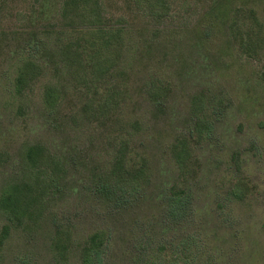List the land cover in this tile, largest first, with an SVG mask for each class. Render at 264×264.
<instances>
[{
  "label": "rangeland",
  "instance_id": "rangeland-1",
  "mask_svg": "<svg viewBox=\"0 0 264 264\" xmlns=\"http://www.w3.org/2000/svg\"><path fill=\"white\" fill-rule=\"evenodd\" d=\"M63 2L0 0V264H264V0Z\"/></svg>",
  "mask_w": 264,
  "mask_h": 264
},
{
  "label": "trees",
  "instance_id": "trees-1",
  "mask_svg": "<svg viewBox=\"0 0 264 264\" xmlns=\"http://www.w3.org/2000/svg\"><path fill=\"white\" fill-rule=\"evenodd\" d=\"M99 0H64L63 2V14L66 15L68 12H74L80 19H82V21L85 23L86 25H89L90 27H92L93 30L99 29L102 30V28H100V26L103 23H100L102 20V15H101V11L99 8V4H98ZM137 1H141V0H137ZM147 3H149V5H157V4H161L162 0H143ZM82 24V25H83ZM96 40L99 44H103L101 45L99 48L96 47V51H98L101 47L104 48H109L112 44H111V38L108 37H102V33H99L96 37ZM97 63H95L96 65ZM31 65V64H30ZM99 189L98 191L101 192H106L109 193V189L107 188V186L103 183L100 182L99 183ZM104 190H108V191H104ZM167 199H169V203H170V208H169V213L167 214L169 217L171 215H174V219L173 220H177L176 222L183 220V223H186L189 220L188 214L186 213V208H187V201H184L185 196H184V200L182 199V196H179L177 193L176 194H172V195H166ZM189 202V201H188ZM196 226V225H195ZM194 228V227H193ZM164 238V236H163ZM198 239H200L196 233L194 232H190L187 234L186 237H182V239H180L177 243H176V251L178 253L177 259H174V257L167 259L165 255L161 254V250L160 249H155L153 246V243L150 241V239L148 241H146V246L143 249V252H139L140 255H138V257L136 258V260L133 261V259L131 260V263L134 264H212V261L214 260L212 258V256H206L203 255L201 249L203 247V243L201 245V249L198 243ZM96 239H93V241ZM154 240V239H152ZM203 240V239H202ZM109 242L111 243V239H109L107 242L105 243L106 245L103 246V243H98L95 242V245L97 249L94 250L95 254H96V259H97V263L101 264L104 260V256L106 255L108 249H109ZM206 243H208L207 241H205ZM103 244V245H102ZM205 247V244H204ZM185 252V255H184ZM148 254V257L151 256V259H144V254ZM180 253V254H179ZM142 255V256H141Z\"/></svg>",
  "mask_w": 264,
  "mask_h": 264
}]
</instances>
